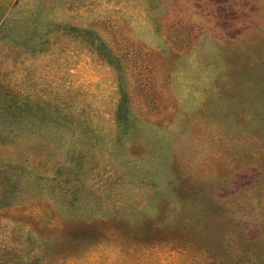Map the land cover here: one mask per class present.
Listing matches in <instances>:
<instances>
[{"label":"rangeland","instance_id":"1","mask_svg":"<svg viewBox=\"0 0 264 264\" xmlns=\"http://www.w3.org/2000/svg\"><path fill=\"white\" fill-rule=\"evenodd\" d=\"M5 13L0 264H264V0Z\"/></svg>","mask_w":264,"mask_h":264},{"label":"trees","instance_id":"2","mask_svg":"<svg viewBox=\"0 0 264 264\" xmlns=\"http://www.w3.org/2000/svg\"><path fill=\"white\" fill-rule=\"evenodd\" d=\"M10 1L13 4L14 0H0V23L4 22L6 17L4 13L6 11L5 14H7L8 7L12 5L10 4ZM10 40L13 41L14 39L12 38ZM36 42L37 43L34 46L40 47L42 45V41L38 40ZM22 101L21 99L17 100L16 105H20V107L24 106ZM20 107L11 108L9 105H7L6 102L0 101V144L5 145L15 141L19 135L16 130L24 127L22 125L23 123H14V125L12 123L13 121L21 122L22 119L24 120L25 119L24 114L18 113L16 115L14 114V111L12 112L9 111L11 109L13 110L19 109ZM9 128H10V132H12L11 135L10 133H6V130H8Z\"/></svg>","mask_w":264,"mask_h":264}]
</instances>
